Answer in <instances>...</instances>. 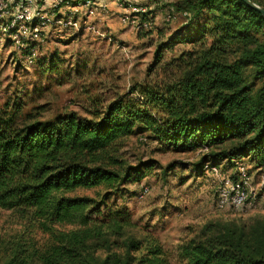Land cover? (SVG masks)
Segmentation results:
<instances>
[{"label":"trees","instance_id":"trees-1","mask_svg":"<svg viewBox=\"0 0 264 264\" xmlns=\"http://www.w3.org/2000/svg\"><path fill=\"white\" fill-rule=\"evenodd\" d=\"M251 1L264 8V0ZM173 6L187 21L158 54L176 43L193 47L165 63L172 76L136 88L145 102L116 99L92 118L71 112L20 123L21 104L0 114V207L48 236L43 246L17 242L6 264H173L156 235L131 232L136 223L129 210L107 202L134 174L152 167L128 165L119 155L136 130L176 148L207 149L198 170L219 158L232 164L248 158L264 174V15L244 0ZM22 39L29 56L37 43ZM98 187L108 189L100 199L77 194ZM179 251L181 264H264V217L209 222Z\"/></svg>","mask_w":264,"mask_h":264},{"label":"rangeland","instance_id":"rangeland-1","mask_svg":"<svg viewBox=\"0 0 264 264\" xmlns=\"http://www.w3.org/2000/svg\"><path fill=\"white\" fill-rule=\"evenodd\" d=\"M177 1L116 0L114 6L121 12L109 9L89 14L84 8L77 24L72 18L74 14L63 8L64 14L58 17L60 22L43 27L38 36L30 37L37 43V54L32 61L25 53L26 39L20 35L9 37L0 29V114L12 112L21 104L20 123L53 120L71 112L92 118L95 112L116 99L145 102V96L136 88L172 76L173 71L165 69V63L193 47L176 43L158 54L159 45L187 21L186 15L172 9ZM8 2V12L2 17L4 24L14 16L19 3L31 4L52 16L59 14V7H51L47 0ZM133 6L152 13L153 33L141 36L122 24L120 15L124 7ZM160 29L165 30V35H160ZM160 54L162 60L157 62ZM207 152L201 148H176L142 130L125 138L119 149L126 164L139 166L149 162L152 167L145 169L142 176L134 174L114 190L108 205L129 210L136 223L131 232L140 230L139 236H142L150 231L156 235L173 264H181V242L193 237L205 224L264 217V174L248 158L233 164L219 158L204 163L198 170L200 159ZM239 164L250 174L253 197L239 210H221L217 206V192L222 179L235 177ZM144 186L149 187V192L142 197ZM107 191L98 187L80 189L77 194L100 199ZM57 227L70 230L75 225L58 224ZM47 238L18 212L0 207V264H6L11 258L17 242L28 240L43 246Z\"/></svg>","mask_w":264,"mask_h":264},{"label":"built area","instance_id":"built-area-1","mask_svg":"<svg viewBox=\"0 0 264 264\" xmlns=\"http://www.w3.org/2000/svg\"><path fill=\"white\" fill-rule=\"evenodd\" d=\"M48 2L49 5H52L51 7H59L58 15L54 14L52 16L43 9L33 8L31 4L24 6L23 3H19L17 4L14 16L4 24L2 17L8 12L9 2L8 0H0V29L4 32H8L11 28L16 29V38L19 35L21 38L34 37L38 36L43 27L52 26L55 23L60 22L61 19L58 17L64 14L63 8H66V10L69 9L70 12L74 14L72 18L74 19L75 24H77V17L80 11L84 8H86L87 13L89 14H96L99 10H102L103 12L108 11L107 6L102 4L101 0H47V3ZM148 12L149 10L143 7H124V11L120 15V21L125 26H129L137 31V33L149 31L154 29L155 22L152 14H149ZM171 19L172 15L169 14L168 21ZM36 54V49H34L32 54L29 55L28 60L32 61ZM209 167L210 165L207 164L206 168ZM213 170L218 172L216 167H214ZM251 184L252 180L250 174L247 168L241 164L237 168L235 177H223L221 186L217 192L218 208L221 210L227 208L235 210L241 209L246 203H248L249 199L253 197ZM148 192L149 187L144 186L141 196L143 197Z\"/></svg>","mask_w":264,"mask_h":264},{"label":"crops","instance_id":"crops-1","mask_svg":"<svg viewBox=\"0 0 264 264\" xmlns=\"http://www.w3.org/2000/svg\"><path fill=\"white\" fill-rule=\"evenodd\" d=\"M115 2H116V0H101V3L106 5L108 10L109 9H116V11L121 12L120 8H115V6H114Z\"/></svg>","mask_w":264,"mask_h":264},{"label":"water","instance_id":"water-1","mask_svg":"<svg viewBox=\"0 0 264 264\" xmlns=\"http://www.w3.org/2000/svg\"><path fill=\"white\" fill-rule=\"evenodd\" d=\"M247 4H249L250 6L256 8L257 10H259L263 15H264V8L260 7L258 4L252 2L251 0H244Z\"/></svg>","mask_w":264,"mask_h":264}]
</instances>
